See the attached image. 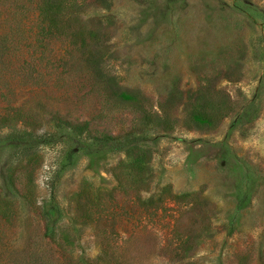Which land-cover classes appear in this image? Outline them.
<instances>
[{"label":"rangeland","instance_id":"obj_1","mask_svg":"<svg viewBox=\"0 0 264 264\" xmlns=\"http://www.w3.org/2000/svg\"><path fill=\"white\" fill-rule=\"evenodd\" d=\"M38 15L0 0V138L54 135L29 155L0 141V264H264V0H98L80 16L104 34L72 57ZM59 116L140 142L78 150ZM46 204L71 253L44 237Z\"/></svg>","mask_w":264,"mask_h":264},{"label":"trees","instance_id":"obj_2","mask_svg":"<svg viewBox=\"0 0 264 264\" xmlns=\"http://www.w3.org/2000/svg\"><path fill=\"white\" fill-rule=\"evenodd\" d=\"M97 1L98 0H95L94 2H91L90 0H38V29L39 35L41 37L40 42H45L46 40L53 38H65L67 41H69L68 45L71 47V51H67V55L69 57L74 56L76 52L81 53V51H83L84 53L87 49L86 46L89 47L88 42L94 41L97 37L104 34V31L101 29L100 25L97 29L86 28L83 25L82 16H80L81 13H84L85 8H87L89 5H94ZM98 21H100V18H98ZM100 24L103 27L102 20ZM101 51L103 50H97V52H95V56ZM97 58L100 59V56H97ZM38 60L39 64L42 65L44 59L39 58ZM44 75L46 76V74ZM102 77L106 78V82L108 83L106 88L101 91L102 96H114L124 100L126 103L129 101L132 102L134 99L133 96H126V99H122V86H120V84L114 78L111 76ZM89 78L92 81L94 80L91 76ZM109 84L112 85V87ZM92 88L94 90L93 86ZM141 104L142 101L137 100L135 106L142 107ZM139 111H141L139 114L142 116V125L148 126V123L153 118V114H151V112L147 113L145 110H143V108H139ZM15 112H18V115H20V109L16 110ZM23 119L25 124L27 120L26 118ZM0 120H2L1 124L3 127L7 123L8 118L6 116L0 117ZM55 122L56 125H54V127L59 131H75L78 137L75 142V147L82 151L92 152L95 147H98V149L101 150L120 152L136 148L140 142V136L135 133L138 128L136 129L134 126L126 130V132L119 133L115 136L103 132L100 133V137L88 138V136L91 134L90 130L88 129L89 123H73L68 120V117L62 116H59ZM2 137L0 138V141H4V143L9 147L20 150V152H22L24 155H29L34 153L35 150L41 146L47 145L54 135L46 134L39 136L34 132L26 130V132L23 133L21 131L9 132ZM175 199H181V197H174L173 200ZM138 200H140L142 205H150L151 207H153L155 203L152 197L146 201L142 200L141 197H138ZM158 201L160 200L158 199ZM42 217L45 222L44 237L48 239V242L57 245L61 252L63 251L65 253H71L72 251L68 250L70 245L61 242L58 236L59 233L57 224L60 218L59 209L54 205L46 204L42 208ZM108 255L112 256L113 254H110L109 250H106L103 257L99 258L98 261H93L91 264H109L106 263V257H108ZM63 259V264H79L77 259H74L71 256L69 258L68 255L64 253Z\"/></svg>","mask_w":264,"mask_h":264}]
</instances>
